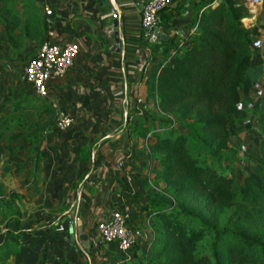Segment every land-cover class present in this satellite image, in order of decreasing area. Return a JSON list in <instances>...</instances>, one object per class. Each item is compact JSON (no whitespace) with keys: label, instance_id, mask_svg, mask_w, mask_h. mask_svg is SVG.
Instances as JSON below:
<instances>
[{"label":"crops","instance_id":"0c3cea01","mask_svg":"<svg viewBox=\"0 0 264 264\" xmlns=\"http://www.w3.org/2000/svg\"><path fill=\"white\" fill-rule=\"evenodd\" d=\"M145 1L50 2L53 31L48 35L45 29L40 44L45 40L75 42L79 50L66 74L50 82L45 99L50 105L55 101L63 107L74 117V123L62 133L54 130L53 123L47 126L35 152L19 153L20 164L3 157L5 140L0 141L4 166L0 168V189L4 191L0 192V242L6 229L24 231L21 247L12 256L15 264H134L146 251L142 243L131 250L129 259L124 258L115 244L99 242L91 227L96 219L126 201L141 205L134 199L130 179H137L146 170L150 156L145 152L144 138L130 127L142 120L156 124L151 113L159 111L147 86L150 47L143 42L140 28ZM195 1L170 0L163 11L168 21L165 23L162 16L164 25L157 29L161 39L174 32L182 34L195 14ZM257 15L259 12L253 18ZM251 26L253 39H261L263 46L252 49L255 52L238 106L243 103L246 113L256 118L264 109V100L257 103L252 91L259 80H264V27L254 22ZM137 100L146 106L144 117L135 112ZM8 105L0 122L11 112V104L2 103L0 112ZM238 116L237 129L239 123L248 126L247 116ZM82 148H89L85 159L80 157ZM15 204L18 215L13 211ZM79 221L87 235L85 240L79 239Z\"/></svg>","mask_w":264,"mask_h":264},{"label":"trees","instance_id":"16d2710c","mask_svg":"<svg viewBox=\"0 0 264 264\" xmlns=\"http://www.w3.org/2000/svg\"><path fill=\"white\" fill-rule=\"evenodd\" d=\"M211 3L196 0L195 14L182 34L174 32L149 45L147 86L163 117L156 124L142 120L130 130L147 140L149 153H159V179L182 180L185 190H202L216 201L233 202L239 220L254 218L264 224V109L255 118L262 131L254 173L233 184V177L222 169L229 160L219 154L229 141L237 143L240 117L235 111L253 39L241 21L251 12L237 0ZM162 16L168 21L169 16ZM182 104L185 108L179 115L176 107ZM53 121L54 109L45 97L33 94L31 86L22 90L0 122L3 157L20 164L19 153L35 152L43 130ZM88 149H80L82 159ZM134 199L141 203L139 209L153 231L140 262L134 264H264V239L233 220L209 221L167 197L135 194ZM23 232L4 230L0 264H7L19 251Z\"/></svg>","mask_w":264,"mask_h":264},{"label":"rangeland","instance_id":"374dc122","mask_svg":"<svg viewBox=\"0 0 264 264\" xmlns=\"http://www.w3.org/2000/svg\"><path fill=\"white\" fill-rule=\"evenodd\" d=\"M237 1L242 3L241 0ZM43 12L40 0L0 1V108L3 107V102H10L13 104L18 98V94L22 90L30 87L24 81L23 69L25 62L35 53L45 35ZM251 22H254L255 25L257 24L258 27H264V2L259 10V15H257L255 19H251ZM246 26L248 29L252 27L251 24L248 25L247 21ZM252 49L253 48H251V51L254 53L255 51ZM252 91L257 103H259V100H264V80H259ZM7 98H10L12 101L7 100ZM176 108V112L181 115L185 106L182 104L178 105ZM244 109L243 103L240 104V106L236 108V114L243 115L244 113V115L247 116L246 120L250 121V123H248V126H246V123H239L237 129V143L229 141L225 144L223 149L219 150V154H223L229 160L227 164H222V169L229 176L233 177V184L235 185L240 183L245 174L254 173L256 169L255 158L258 155L257 145L262 131L261 127L255 122V116L251 113L247 114V110ZM8 110L9 105L8 108L0 112V117ZM191 113L192 112L189 111L188 114H186L187 119ZM151 114L154 115L157 120L163 117L161 110H157V112L154 111ZM145 152L150 156L147 165H145L146 170L139 173L137 179H130L131 187L135 190L137 195L167 197L171 199L174 204L179 203L185 208L199 213L209 221L220 223L221 221L230 219L233 220L236 225L242 226L250 232H255L264 239V224L260 222V220L254 218H248L244 221L239 220L238 216L235 214L236 210L233 202L216 201L206 191L185 190L181 182L182 180H177L176 178L169 181L159 179L156 176L161 168L158 158L159 153L152 151L149 153V145ZM1 167L3 168L4 166L0 161V168ZM150 168H152L154 172H150ZM24 192V189H22V193ZM13 193L18 195L15 190ZM125 203L129 204L132 209L131 223L146 229L147 226L144 220L146 217L144 213L141 215V212L138 211L139 206H135L133 200H130V202L126 201ZM17 208L18 206L15 204V209L13 211L15 212ZM139 218H142V220L139 221ZM142 243L143 242L136 244L135 247L140 246ZM11 257L7 264H15L14 256Z\"/></svg>","mask_w":264,"mask_h":264},{"label":"built area","instance_id":"2783aa9c","mask_svg":"<svg viewBox=\"0 0 264 264\" xmlns=\"http://www.w3.org/2000/svg\"><path fill=\"white\" fill-rule=\"evenodd\" d=\"M216 0H212V5ZM44 13V24L48 35L53 31V8L52 0H40ZM264 0H242V3L251 12V17H243L242 22L245 27L246 21L252 24V17L259 12ZM170 0H146L141 9L140 28L141 37L147 46L155 43L159 39L157 29L162 27L163 11L169 6ZM116 17V13H112ZM196 29V24L192 30ZM262 41L254 38L251 41V48H260ZM79 46L75 42H42L35 53L25 62L23 78L31 86L35 94L40 97H48L50 82L62 78L67 70L72 66L77 55ZM54 109L53 128L58 133L65 132L74 123V117L55 101L51 102ZM146 106L141 100L136 101L135 112L139 116L144 115ZM147 149V140L144 138ZM132 209L127 203L111 209L103 217L96 219L92 224V231L97 235L98 241L103 243H113L124 256L130 258L132 248L141 242L145 245L153 237L151 228H140L131 223Z\"/></svg>","mask_w":264,"mask_h":264},{"label":"water","instance_id":"95a60500","mask_svg":"<svg viewBox=\"0 0 264 264\" xmlns=\"http://www.w3.org/2000/svg\"><path fill=\"white\" fill-rule=\"evenodd\" d=\"M158 34V33H157ZM159 35V34H158ZM117 37V35H116ZM77 231H78V234H79V239L80 240H85L87 238V235L82 232V228H81V221H79V225H78V228H77ZM83 243V242H82ZM85 244V243H83Z\"/></svg>","mask_w":264,"mask_h":264}]
</instances>
